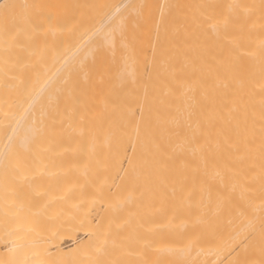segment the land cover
<instances>
[{
	"label": "bare ground",
	"instance_id": "obj_1",
	"mask_svg": "<svg viewBox=\"0 0 264 264\" xmlns=\"http://www.w3.org/2000/svg\"><path fill=\"white\" fill-rule=\"evenodd\" d=\"M0 264H264V0H0Z\"/></svg>",
	"mask_w": 264,
	"mask_h": 264
}]
</instances>
